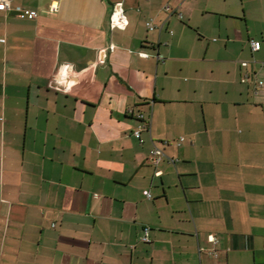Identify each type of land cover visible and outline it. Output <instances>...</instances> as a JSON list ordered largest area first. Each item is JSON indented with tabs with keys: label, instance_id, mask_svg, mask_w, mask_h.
I'll use <instances>...</instances> for the list:
<instances>
[{
	"label": "crops",
	"instance_id": "obj_1",
	"mask_svg": "<svg viewBox=\"0 0 264 264\" xmlns=\"http://www.w3.org/2000/svg\"><path fill=\"white\" fill-rule=\"evenodd\" d=\"M11 6L0 264H264V0Z\"/></svg>",
	"mask_w": 264,
	"mask_h": 264
},
{
	"label": "built area",
	"instance_id": "obj_2",
	"mask_svg": "<svg viewBox=\"0 0 264 264\" xmlns=\"http://www.w3.org/2000/svg\"><path fill=\"white\" fill-rule=\"evenodd\" d=\"M57 8H58V5L56 4H52L51 5V11L52 12H55L57 11ZM171 7L170 6H167L166 9L169 10ZM12 6H11V0H0V10H3V11H6V12H9L10 10H12ZM16 10H21V7L20 6H17L15 8ZM180 16H182L180 14ZM127 17L125 15V11H124V8H123V1H119L115 4V10L111 16V26L112 28H115V27H120V28H125V26L127 25ZM149 28L150 29H154V26L150 23L149 24ZM251 45H252V48L254 50H259L261 49V41L259 40H251ZM143 55L145 56H148V54L146 53H143ZM243 64H247L246 62L243 63ZM264 82H260L261 85H263ZM137 118H139L141 121H142V124H140L138 126L137 129L134 130L133 134L136 138H138L139 140L142 141V131L144 129H149L150 128V121L146 122L145 121V118H144V115L143 114H138L137 115ZM180 140H184V137H181ZM166 156L165 152L159 148V147H155L152 151H151V155H150V161L154 164V165H158L162 159ZM170 162H174V159H169ZM144 194L151 198L152 197V194L149 190H145L144 191ZM141 239L142 241H145V242H149L150 241V238H149V228H145L144 229V232H143V235L141 236ZM210 240L214 243H217L218 242V239L215 237V236H210Z\"/></svg>",
	"mask_w": 264,
	"mask_h": 264
}]
</instances>
